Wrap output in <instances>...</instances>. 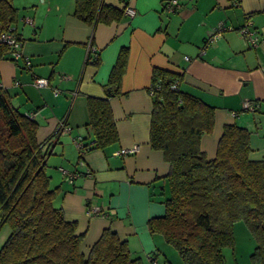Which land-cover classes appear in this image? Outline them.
I'll return each instance as SVG.
<instances>
[{"label":"crops","instance_id":"0c3cea01","mask_svg":"<svg viewBox=\"0 0 264 264\" xmlns=\"http://www.w3.org/2000/svg\"><path fill=\"white\" fill-rule=\"evenodd\" d=\"M10 1L30 67L22 60H1L0 86L9 91L15 108L32 114L39 144L56 132L42 147L48 150L45 169L50 187L59 189L55 205L83 234L81 252L86 257L109 228L143 264H183L161 235L147 229L149 219L164 214L169 194V164L149 143L152 72L181 73L180 91L214 108L213 131L200 142L207 158L215 154L223 125L236 123L250 131V159L264 161V0H175L173 12L164 8L173 0H103L118 9L127 3L135 15L123 12L120 21L95 26L73 15L75 0ZM23 17H30L33 25ZM219 22L227 29L214 36ZM245 25L255 31L256 45L241 36ZM90 45L94 50L89 51ZM122 48L128 54L120 94L109 98L117 141L94 150L89 146L93 132L87 126L86 99L105 97ZM32 74L48 85L35 87ZM244 103L253 110L242 109ZM60 124L69 133L57 132ZM76 137L89 147L80 158ZM121 149L133 152L114 155ZM61 169L76 177L68 180ZM242 225L234 224V246L222 249V264H257L250 260L255 242ZM5 228L0 219V247L8 236Z\"/></svg>","mask_w":264,"mask_h":264},{"label":"trees","instance_id":"16d2710c","mask_svg":"<svg viewBox=\"0 0 264 264\" xmlns=\"http://www.w3.org/2000/svg\"><path fill=\"white\" fill-rule=\"evenodd\" d=\"M123 12L103 0H75L73 15L95 26L120 21ZM16 19L11 1L0 0V21ZM127 54L126 48L120 50L105 97L86 99L91 149L117 141L109 98L120 94ZM4 59L11 58L0 45V61ZM181 80V73L152 72L149 143L169 164V194L164 214L149 219L147 229L161 235L183 264H222V249L234 246L233 226L242 222L255 242L251 262L264 264V161L250 159V131L236 123L223 125L215 154L207 158L200 142L213 131L214 108L180 91ZM175 82L178 88L171 89ZM11 98L0 86V219L9 230L0 264H143L109 228L83 255V234L55 205L59 189L50 187L45 169L48 150L42 147L56 132L39 144L37 123L15 108Z\"/></svg>","mask_w":264,"mask_h":264},{"label":"built area","instance_id":"2783aa9c","mask_svg":"<svg viewBox=\"0 0 264 264\" xmlns=\"http://www.w3.org/2000/svg\"><path fill=\"white\" fill-rule=\"evenodd\" d=\"M124 1L127 2L128 0H124ZM177 7H178V2L175 0L167 2L164 6V8L170 12H173ZM123 11H124V14L129 16V17H133L135 15V10L127 3L124 4ZM22 21L25 24L33 25V20L30 17H23ZM226 29H227V27L224 26V23L219 22L217 24V26L215 27V29L213 30L214 36H219L220 33ZM228 29L230 30L231 28L228 27ZM239 32H240L241 36L243 38L247 39L251 45H256L257 37L255 35V31L252 30L249 27V25H245L242 28H240ZM0 45H4L7 47L9 57L13 61L22 60L25 67H27V68L30 67V61L28 60L27 57H25L22 54L23 39L20 37V35L17 31V28L14 24H12V23H9V24L6 23L5 24L4 22L0 21ZM92 50H94V48L90 45L89 51H92ZM185 59L188 60V58H185ZM32 83L37 88L46 87L48 85V82L46 79L36 77L33 74H32ZM15 84L18 85V82H16ZM170 88L171 89H177L178 88L177 82L173 83L170 86ZM54 93L55 94L58 93V90H54ZM242 109L252 111L253 106L249 103H244L242 105ZM25 115L28 118L32 119V114L25 113ZM59 130L62 131V133H69L70 128L65 127L62 124H60L59 128L57 129V132ZM73 141H74L75 147L77 148V150L79 152V158H80V157H82V154L85 151V147L83 146L81 138L76 137V138H74ZM130 152H133V149H121V150L115 152L114 155L124 156ZM78 165L83 166V167L85 166L84 162L82 160H79ZM61 172L70 181H72L76 177L75 173L68 172L67 170L61 169ZM85 173L88 174L87 170ZM93 212H98L96 207L93 208Z\"/></svg>","mask_w":264,"mask_h":264},{"label":"rangeland","instance_id":"374dc122","mask_svg":"<svg viewBox=\"0 0 264 264\" xmlns=\"http://www.w3.org/2000/svg\"><path fill=\"white\" fill-rule=\"evenodd\" d=\"M12 24H13V23H12ZM240 224L242 225L243 223L240 222ZM242 226H243V225H242ZM4 232L8 234V229L5 228V229H4ZM0 234H1V233H0ZM236 235H237V233H236ZM5 237H6V236H5Z\"/></svg>","mask_w":264,"mask_h":264}]
</instances>
